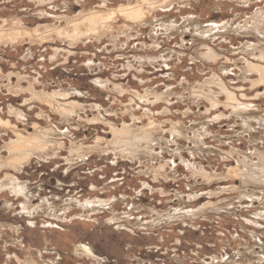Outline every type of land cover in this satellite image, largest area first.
<instances>
[{
	"label": "rangeland",
	"instance_id": "374dc122",
	"mask_svg": "<svg viewBox=\"0 0 264 264\" xmlns=\"http://www.w3.org/2000/svg\"><path fill=\"white\" fill-rule=\"evenodd\" d=\"M129 2L0 0V264L264 261V184L243 195L239 176L264 149V84L244 69L264 66V0H168L139 24L117 13L67 35ZM221 83L257 117L238 116ZM55 92L68 96L47 104ZM125 125L147 136L134 152L118 146ZM20 133L46 145L15 168Z\"/></svg>",
	"mask_w": 264,
	"mask_h": 264
},
{
	"label": "bare ground",
	"instance_id": "6f19581e",
	"mask_svg": "<svg viewBox=\"0 0 264 264\" xmlns=\"http://www.w3.org/2000/svg\"><path fill=\"white\" fill-rule=\"evenodd\" d=\"M137 3L136 4H132L131 2H129L128 5H123L121 6L118 10H105V11H100V10H97V11H92L90 12L89 14L86 15L85 17V20L83 23H75L71 30H72V33L70 32H66L67 35H69L71 38H76V37H79L81 35H83L85 32L83 31V26H86L89 31L91 30V32L94 34V31H97L98 29H101V28H104V27H108L112 24H114V22L116 21L117 19V13H122L124 15V18L125 17L130 20L131 22L137 24L139 21H144L145 17H146V7H156L157 6V3L158 2H161V0H136ZM165 1H168V0H165ZM165 1H162L161 3L164 4L166 3ZM159 6H162L159 4ZM158 7V6H157ZM160 8V7H159ZM109 9V8H108ZM148 12V11H147ZM150 12V10H149ZM85 16V15H84ZM119 20V19H118ZM141 23V22H139ZM138 23V24H139ZM191 22L187 23L186 26L190 25ZM129 25V24H128ZM180 25V24H179ZM178 25V26H179ZM183 25V24H182ZM185 25V24H184ZM185 26V27H186ZM127 27V26H126ZM189 27V26H188ZM237 27V26H236ZM112 28V27H111ZM187 28V27H186ZM180 29V28H179ZM184 29V28H183ZM126 30V29H125ZM64 32V31H61V33ZM90 33V32H89ZM99 33V31H98ZM86 34V33H85ZM88 34V33H87ZM96 34V33H95ZM97 35V34H96ZM82 37V36H81ZM74 41V40H73ZM261 49V53L260 55H258V58L259 59H264V45H262L260 47ZM208 56L209 58H213V53L212 51H210L208 53ZM246 73L247 72H257L259 73V77L257 79H251L252 80V83L253 85H260V84H264V66L263 64L261 63H258V62H252V61H249L246 66L244 67ZM244 73V72H243ZM252 74V73H251ZM250 76V75H249ZM210 84V83H209ZM214 86V85H213ZM219 88L221 90V92L226 96V104L228 106H232L233 109H234V112L235 113H238L237 115L239 116V114H253V116L249 117V118H256L258 112H257V108L255 107H250L249 104L247 103H244L242 102L241 100H239V98L236 96V94L230 90V88L228 86H226L225 84H219ZM46 93V92H45ZM70 93V92H69ZM35 94V93H33ZM44 94V93H43ZM48 94V93H47ZM37 95V94H36ZM45 95V94H44ZM57 95H61V96H64L67 97L68 94L67 93H60V92H55V93H52L50 96L47 95L46 97V100L48 101L47 104H54L56 96ZM39 96V95H38ZM70 96V95H69ZM210 96V95H209ZM43 98V97H42ZM59 98V97H58ZM41 100V98H40ZM64 100V99H63ZM70 100V99H69ZM68 100V101H69ZM43 101V100H42ZM210 101H212L213 105H217L220 100H216L214 99L213 97L210 98ZM61 102V100H60ZM44 103V102H43ZM59 102H57L58 104ZM62 107H64V109H70V108H73L76 103L75 102H72V101H69V102H66V103H60ZM251 104V103H250ZM59 105V104H58ZM218 106V105H217ZM260 113V112H259ZM263 113V112H262ZM261 115V114H260ZM264 116V115H263ZM262 116V117H263ZM261 117V119L263 120V118ZM259 118V117H258ZM245 119V118H244ZM252 120V119H251ZM260 122L261 120L258 119ZM257 120V122H258ZM253 121V120H252ZM245 124L251 126L250 122L248 120H244ZM259 122V123H260ZM262 124V123H261ZM0 125H2L3 127H7L9 125V121L8 120H4L1 116H0ZM157 125V124H156ZM263 126V125H262ZM2 127V128H3ZM247 127V126H246ZM252 127V126H251ZM157 128V127H156ZM180 129V128H179ZM251 128L249 127V130ZM41 130V129H40ZM117 130V129H116ZM158 130V129H157ZM247 130V128H246ZM135 132V130H133L132 127H129V126H124L123 129L121 130V132H119V134L121 135L122 139L120 140V143L118 146H120L121 148L124 147L125 149L127 150H130L132 152L136 151L137 148L136 146L138 145H141L142 143L145 144V140L147 139L146 137L144 136H140L141 138L137 137L136 138H132L130 140V136L132 134V132ZM159 131V130H158ZM50 132V130H49ZM54 132V131H53ZM147 132V131H146ZM150 132V131H149ZM163 132V131H162ZM175 133L179 134V130L175 128L174 130ZM145 133V132H144ZM137 134V133H136ZM146 134V133H145ZM158 134V133H157ZM176 134V135H177ZM142 135V134H141ZM144 135V134H143ZM148 135V134H147ZM154 136V134H153ZM175 136V135H174ZM35 137V136H34ZM44 137V136H43ZM42 137V138H43ZM153 138V137H150V139ZM162 138V137H160ZM175 138V137H174ZM197 138V136H196ZM194 138V140L196 139ZM17 139V140H16ZM15 140L11 141L8 143V148L10 149L11 151V158L8 162L9 165H12L13 167L17 168L18 165L22 164L23 162H25L29 157L30 154L34 153V152H39V151H42L44 148H42V146H45L46 145V142L44 141V139L42 140L41 138H31V137H26L24 136L23 134H19L18 138H16ZM119 139V138H118ZM148 140V139H147ZM153 140V139H152ZM155 140V139H154ZM147 143V142H146ZM145 146V145H144ZM146 146H151V145H146ZM142 147V146H141ZM263 147V146H262ZM144 148V147H142ZM149 148V147H148ZM154 148V147H153ZM146 149V148H145ZM144 149V150H145ZM152 149V148H151ZM150 151V150H149ZM138 152H142V151H138ZM152 152V151H151ZM148 153V152H147ZM140 154V153H139ZM255 154L258 156V161L257 162H254L252 160L251 162V159L253 158H250V160H247V159H243L241 161V163L243 165H245V169L243 171H241V174L239 175L241 177V184L243 186L242 188V194L243 195H246V194H250L248 192L245 191V186H247L250 182H256V183H261V184H264V149H258L256 150ZM180 155V154H179ZM251 154H249L250 156ZM246 157V155H245ZM2 160V159H1ZM3 161V160H2ZM2 162H0L1 164ZM189 163V162H188ZM2 166V165H1ZM252 167H256L255 169L258 176H254L249 170H255L253 169ZM240 169V168H239ZM238 169V170H239ZM11 174L9 173H6V179H9ZM252 175V176H250ZM209 176V175H208ZM256 180V181H255ZM11 182V181H10ZM23 185V184H22ZM21 184H18L16 185V188H14L13 191H24L25 187L22 186ZM254 192V191H253ZM258 195V194H257ZM247 196H250L251 195H247ZM253 196L255 197V195L253 194ZM231 203V202H230ZM261 215V214H260ZM264 215V214H263ZM262 215V216H263ZM83 251L87 253H92L94 254L91 249V247L87 246V245H82L80 247ZM253 250V249H252ZM250 252V251H249ZM91 254V255H92ZM94 256V255H92ZM254 259V258H252ZM35 261V260H34ZM237 261V260H236ZM29 262H32V261H29ZM226 262V261H225ZM34 263V262H33ZM32 263V264H33ZM36 263V262H35ZM234 263V262H233ZM241 263V262H240ZM49 264V263H48ZM236 264H238V262H236ZM247 264V263H246ZM248 264H264V261L260 258L258 259H254V261L251 260V262H248Z\"/></svg>",
	"mask_w": 264,
	"mask_h": 264
}]
</instances>
